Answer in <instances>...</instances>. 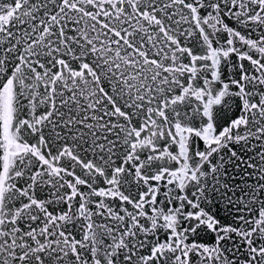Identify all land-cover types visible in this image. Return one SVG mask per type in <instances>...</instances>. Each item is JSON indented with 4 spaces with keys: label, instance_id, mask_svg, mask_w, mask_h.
<instances>
[{
    "label": "snow or ice",
    "instance_id": "6c2138e0",
    "mask_svg": "<svg viewBox=\"0 0 264 264\" xmlns=\"http://www.w3.org/2000/svg\"><path fill=\"white\" fill-rule=\"evenodd\" d=\"M0 264H264V0H0Z\"/></svg>",
    "mask_w": 264,
    "mask_h": 264
}]
</instances>
